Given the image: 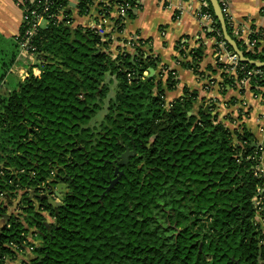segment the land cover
<instances>
[{
    "label": "trees",
    "instance_id": "obj_1",
    "mask_svg": "<svg viewBox=\"0 0 264 264\" xmlns=\"http://www.w3.org/2000/svg\"><path fill=\"white\" fill-rule=\"evenodd\" d=\"M204 1L214 28L206 35L223 41ZM115 2L128 5L121 19L134 17L136 0ZM92 5L80 0L78 14ZM49 12L71 20L68 0H52ZM224 19L245 56L264 60V49L247 50ZM107 37L50 19L33 40L40 73L29 69L13 87H0V264L20 254L28 257L20 264H264L257 221L264 220V194L255 203L260 146L203 105L195 109L196 94L186 87L167 104L174 71L139 51L113 58ZM178 48L199 75L201 45ZM15 57L1 62L0 81ZM235 71L254 94L264 90V67L241 63ZM105 74L117 90L95 119L109 93ZM233 78L223 72V87ZM124 146L135 155L118 165ZM116 167L122 175L106 190ZM58 184L66 191L52 205L48 193Z\"/></svg>",
    "mask_w": 264,
    "mask_h": 264
},
{
    "label": "crops",
    "instance_id": "obj_2",
    "mask_svg": "<svg viewBox=\"0 0 264 264\" xmlns=\"http://www.w3.org/2000/svg\"><path fill=\"white\" fill-rule=\"evenodd\" d=\"M138 8L133 10L132 19H118L112 16L101 26L100 34L110 39L108 51L117 54L125 51L135 54L136 51L152 56L158 60V69L166 67L174 71L177 84L174 90L165 93L166 103L182 96L183 88L196 94L194 108L199 106L211 110L218 120L231 132L245 130L256 141L263 145L264 133V93L254 94L249 85L242 91L236 84L223 87L221 70L218 67L216 48L217 40L207 36L204 27L211 22L201 16L207 2L204 0H136ZM227 6L233 36L242 45L256 34L258 49H264V0H220ZM72 27L89 28L97 23L94 14L96 8L91 6L86 15H79L76 0H69ZM114 14V13H112ZM22 14L14 0H0V60H6L16 54L15 39L19 34ZM117 21L120 23L117 24ZM122 24L121 27H119ZM119 28V29H118ZM179 43L189 47H202V58L199 62V75L187 69L183 63L188 59L179 56ZM227 59H223L226 62ZM20 60L9 66L0 84L11 86L13 78L11 68L19 67ZM1 71V70H0ZM16 75V74H15ZM10 77V76H9ZM17 77V75H16ZM212 84H208V81ZM208 84V85H207ZM263 179L264 192V151L260 155L258 168ZM264 230V220L257 217Z\"/></svg>",
    "mask_w": 264,
    "mask_h": 264
},
{
    "label": "built area",
    "instance_id": "obj_3",
    "mask_svg": "<svg viewBox=\"0 0 264 264\" xmlns=\"http://www.w3.org/2000/svg\"><path fill=\"white\" fill-rule=\"evenodd\" d=\"M79 1L80 0H76V3H78ZM14 3L20 9L21 14H22V20H21V25H20L21 31L19 30V34L16 37L17 42H18L17 44L18 45V56L16 59L20 60L22 64L24 63L25 65L27 64L32 65V67L30 68V72L31 74L37 76L40 73V69L34 65L35 63H37V60L34 61L36 59V53H37L36 46L33 44L34 37L36 36V34L41 28L46 27L50 19H54L56 23H65L66 25L72 26V17L70 14L71 20H65L66 15L62 14L61 12L57 14L50 13L49 8L52 3V0H14ZM92 6L96 8L94 17L96 18L97 23L93 22L92 25L89 27V29L99 35H101L100 34L101 26L107 21L106 19H110L112 16L118 19L124 18L125 9L128 7L127 4L120 5L116 3L115 0H93ZM69 7L71 9L70 2H69ZM220 7H221V11L224 17H227L229 20V17L227 15L226 4L220 1ZM200 14L202 17H205L207 20L211 22V25L204 27V30L206 32L214 31L212 15L209 12H202V11ZM217 43H218V48L216 49V55L218 57V61L221 63H224L225 66H229V68H225L223 72L231 74L234 77L233 78L234 84H236L239 87V90L243 89L245 85H249L248 80L242 79L237 82L236 81V71H235L236 68L239 65H241V62L239 61L237 55H235L233 52L228 51L226 49L224 41H220V42L217 41ZM255 44H256L255 39H250L246 42V46H248L250 49H252L255 46ZM224 58L227 59L226 62H223ZM256 73H260L259 70L246 71V75L248 76L256 74ZM28 74H29V71L21 68V72H20L21 78L27 77ZM208 84H212V81L211 80L208 81ZM256 95H259V94H256ZM262 136L264 139V133ZM259 146L263 152L264 144L259 145ZM258 168H259V165L257 166V171L259 172ZM260 176L262 175L260 174ZM55 190L56 188L51 190L48 193V196H49V199L51 198L55 201H58V199L54 195ZM263 194L264 192L261 186L260 188H258V194L256 195V198H255V203L257 207H259V205L262 202ZM20 255H21L20 258L18 257L15 261H11V262H14L15 264H20L22 257L23 259L28 258L27 256H23L22 254Z\"/></svg>",
    "mask_w": 264,
    "mask_h": 264
},
{
    "label": "water",
    "instance_id": "obj_4",
    "mask_svg": "<svg viewBox=\"0 0 264 264\" xmlns=\"http://www.w3.org/2000/svg\"><path fill=\"white\" fill-rule=\"evenodd\" d=\"M208 2L212 8V11L214 13L215 18L217 19V21L220 25V30L222 33L223 41L225 42V44H227L230 47L232 52L237 55L239 61L241 63L253 66L255 68L264 67V60L256 61V60H251V59L247 58L245 56V53L241 49H239L237 42L227 33L226 25H225V19H224V15L221 11L219 0H208ZM188 114H191V113L188 112ZM134 155H135L134 150L124 151L119 157L120 160L117 161L118 165H125L128 161V158L132 157ZM111 163L114 164V161H112ZM114 174L116 175V177L110 181L109 186L107 187L106 190L111 188L119 180L120 176L122 175V172L119 171L118 168L116 167L114 170ZM65 191H66L65 185L64 184H58L56 187V190L54 191V195L57 199L60 200L61 199V193H64ZM40 197L44 198V195H41ZM49 202L52 205L55 204V201L51 198L49 199Z\"/></svg>",
    "mask_w": 264,
    "mask_h": 264
},
{
    "label": "rangeland",
    "instance_id": "obj_5",
    "mask_svg": "<svg viewBox=\"0 0 264 264\" xmlns=\"http://www.w3.org/2000/svg\"><path fill=\"white\" fill-rule=\"evenodd\" d=\"M109 53L112 55L113 58L116 55V54H113L111 52H109ZM17 56H18V45L16 46V57L15 58H17ZM1 58H2V56H0V60H1ZM34 61H36V59ZM20 66L19 67H16L15 69L14 68H11L10 69V72H12V75H9L10 77L7 76V79L13 78V81L10 82L11 85H12L11 87H13V85L16 84L17 81L23 80L25 78L24 76H23L24 78H21V76H20L21 68H23L24 70L29 71V69L32 67V65H29V64H27V65H25L24 63L22 64V62L20 64ZM15 74L17 75V77H16ZM163 79H164V76H163ZM103 81H104V83H106V84L108 83L109 84V93L107 95V98L105 100V103L103 105V108L101 109V111H99V113L97 114V117L95 119H101L104 116V114L107 111V103H108L107 101L114 96V94H115V92L117 90V88H116V83L117 82H116V80H115V78L113 76H110L109 74H105L103 76ZM0 87L2 88L1 91H3V88H5L1 84H0ZM55 202H57V201H55ZM25 259H28V258H25ZM8 264H15V263L14 262H10Z\"/></svg>",
    "mask_w": 264,
    "mask_h": 264
},
{
    "label": "flooded vegetation",
    "instance_id": "obj_6",
    "mask_svg": "<svg viewBox=\"0 0 264 264\" xmlns=\"http://www.w3.org/2000/svg\"><path fill=\"white\" fill-rule=\"evenodd\" d=\"M124 151H126V150H128V151H132L133 149H130V148H128L127 146H124Z\"/></svg>",
    "mask_w": 264,
    "mask_h": 264
},
{
    "label": "bare ground",
    "instance_id": "obj_7",
    "mask_svg": "<svg viewBox=\"0 0 264 264\" xmlns=\"http://www.w3.org/2000/svg\"><path fill=\"white\" fill-rule=\"evenodd\" d=\"M231 52H232V50H231ZM236 55V54H235Z\"/></svg>",
    "mask_w": 264,
    "mask_h": 264
}]
</instances>
